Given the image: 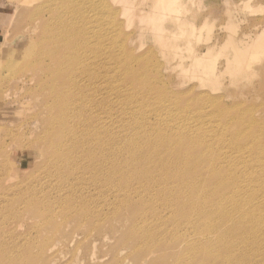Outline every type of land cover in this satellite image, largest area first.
Segmentation results:
<instances>
[{"label":"bare ground","instance_id":"bare-ground-1","mask_svg":"<svg viewBox=\"0 0 264 264\" xmlns=\"http://www.w3.org/2000/svg\"><path fill=\"white\" fill-rule=\"evenodd\" d=\"M134 1L137 0H54L49 10L42 8V12L47 11L45 18L40 16V9L37 12L47 42L39 53L43 57L36 56L20 66L10 56L8 68L19 74L16 81L21 82V87L16 86L10 95L18 96L22 86L28 84L27 103L43 111L40 130L44 133V150L56 156L50 158L54 168L50 174L54 179L53 196H43V205L37 203L13 215L0 213V264H47L42 255L54 251L55 237L67 224L86 225L91 221L98 228L99 223L112 221L108 214L116 216L120 210L130 214L124 220L131 229L127 245L139 252V263L264 264L261 132L238 119V137L216 136L217 132L227 131L232 121L222 117L228 109L217 108L215 98L203 94L195 106L165 105L167 96L158 86L157 60L149 69L147 63L137 64L139 56L122 58L118 53L123 47L121 39L99 41L98 32L109 37L114 28L110 24L104 25L106 29L98 26L99 9L103 7V17L109 18L113 13L110 2L126 5ZM141 1L147 8L133 7L131 11L140 23L163 21L165 17L174 21L175 6L181 4V0ZM122 12L127 10L123 8ZM156 35L161 41V33ZM134 36L124 45L132 44L133 38L138 43L144 41L143 31ZM224 46L229 47L223 52L227 62L240 58L245 61V54L257 48L255 37H227ZM22 57L18 60L22 61ZM106 58L109 60L103 61ZM141 59L146 62L148 58ZM202 61L203 56L193 58L191 68L196 73H202ZM135 67L140 70L133 71ZM227 70L234 79L243 76L231 65ZM203 73L207 76L200 86H213L215 90L218 71L207 69ZM85 93H91V99L86 100ZM151 101L158 103L150 107ZM17 183H4L1 203L10 207L17 202V194L11 193ZM131 202L138 205L131 208ZM8 216V220L4 218ZM43 222L53 230L45 237L53 244L37 245L35 248L42 249V253L34 254L29 244L40 238L36 227ZM122 250L119 249L121 255L125 253ZM126 260L120 257L118 264H132Z\"/></svg>","mask_w":264,"mask_h":264},{"label":"rangeland","instance_id":"rangeland-1","mask_svg":"<svg viewBox=\"0 0 264 264\" xmlns=\"http://www.w3.org/2000/svg\"><path fill=\"white\" fill-rule=\"evenodd\" d=\"M53 2L54 0H0V10L5 13L0 14V181L3 179V175L7 174L6 171L8 174L4 179L11 178L9 181L6 180L4 182L3 179L0 182V187H2L0 190L3 191V187H5L4 183L7 186L11 182L19 183L11 189V193L17 194V202L14 203L19 206L13 204L9 207V205L7 206V204L5 205L0 202V213H4L5 215H10V212L11 215L15 212L19 213L22 209L24 211V208L30 209L32 206L38 205L37 203L43 205L41 201L46 197L50 198L54 194L51 189L54 185V179L50 175L54 173V168L50 158L55 157L56 153L53 154L51 150L45 151L44 133L40 130V116H42L41 112L43 111L38 107H33L31 103H27L29 100L25 97H28V84L22 86L18 96L10 95L11 91L17 88L16 86L21 87V82L16 81V77L19 74L15 70L8 68L9 64L14 60L18 62L17 65L23 66L31 62L36 56L39 58L43 57L39 53L44 49L47 42L43 37L42 22H40L39 18H41L40 16H44V18L47 16V11L43 10L44 12H42V8L47 7L49 10L48 7H52L54 5ZM140 2L142 1L137 0L126 5L110 2L109 8L113 11L111 13L112 17L110 16L111 18L103 17V7L100 8L99 17H97L98 26L110 24L114 28L109 37H105V35L100 36V32H98L99 41L106 42L111 37V39L117 37L119 41L122 40L123 47H125L119 48L118 53L121 54L122 58L126 55L131 57L133 55L135 58L139 56L137 64L147 63L149 64V69L152 63L155 64L154 62L157 60L160 64L158 86L167 96L164 102L165 105L173 106L175 104L182 106L188 104L195 106L199 96L210 94L216 99L214 104L217 105V108L228 109L222 117L225 120L232 121L227 131L217 132L216 136L238 137L240 131H238V126L235 122L238 119H242L250 123V129L259 130V132L257 131L258 133L261 132L260 142L264 143V0H181V4L179 3L175 6V9L178 11L176 10V17H173L174 21L165 17L163 21L150 19L143 23L137 22L136 17H134L135 13H131L132 10L145 7ZM123 8L127 10V13L124 14L122 12ZM39 9L41 11L40 16L37 13ZM109 19L110 21L111 19L113 20V24L112 21L109 22ZM117 24L118 26H116ZM168 26L170 27L167 28ZM162 27H166L167 29L161 31ZM89 29H91V26L87 30ZM138 31H143L145 35L144 41L138 43L133 38L132 44L124 45ZM160 33L162 37L161 41H159V37L156 35ZM227 37L234 39L255 37L257 48H253L245 54L244 59H246V63L243 61V58L228 59L227 62V57L223 55V52L229 48L224 46ZM29 53H31V56L33 55L31 58L29 57ZM21 55L23 56L22 61L18 60ZM10 56H13L12 60ZM195 56H203L202 66L199 67L202 72L201 74L196 73L197 70L191 68V63ZM142 57L148 58L147 61L144 62L141 59ZM107 60L109 58L103 61ZM88 65H91V63L88 62ZM227 65H231L236 70L242 72L243 76L240 79L232 78L227 70ZM207 69L218 71L217 76L219 78L217 80L218 84L215 85V90H212L213 86L208 88L200 86L201 81L207 76L203 71ZM139 70V67L133 69V71ZM36 77L35 75L34 78ZM139 91L141 92L143 89ZM85 94L84 98L86 100L88 97L91 99V96H89L91 93ZM92 102L95 103L93 100ZM157 103L158 101H151L148 102V105L151 107L157 105ZM10 143L12 144L10 145ZM36 172L39 173H37V176ZM42 172H44V175ZM41 173L42 176L38 178ZM32 176L34 177L31 179ZM21 180L24 182L28 181L26 182L27 185L21 183ZM33 180L34 182H32ZM18 185L20 187L22 185L24 188L21 187V189ZM42 186L43 188H41ZM38 188H41V191ZM47 188L50 190L51 195ZM14 190L17 191L15 192ZM1 191L0 196L3 195ZM24 192L28 193L25 194ZM19 194L23 196L19 197ZM39 196L41 197L39 198ZM43 196L46 197L43 198ZM55 196L52 197L54 201ZM38 198L39 200H37ZM25 201H29L27 205L24 203ZM136 205L138 204L130 203L131 208ZM3 209H5V212H3ZM129 215L128 211L125 212L123 210H120V213L116 216L108 214L107 216L112 221L109 220L108 223L104 224L99 223L98 228L91 221H87L86 225L74 222L69 223L55 237L57 238L54 241L56 244L54 245L55 247L53 246L54 249L51 250H54V253L50 251V255L48 253L42 255L46 258L41 257L47 261V264H118L120 257L127 258L126 262L132 261V264H147L139 263V252L133 251L132 245H127L131 229L124 223L126 217ZM9 217L4 218L8 220ZM6 219L4 220L6 221ZM1 221L0 224L2 223ZM36 229H38L37 232L41 233L40 238L39 236L36 237L29 246L34 249V254L36 252L41 254L42 249L39 251L35 247L44 243L46 245L53 244L52 239L45 238L49 237L53 233V230L49 224H45L44 222L36 227ZM51 231L52 233H50ZM38 238L39 240H37ZM120 248H123L121 252H125L122 253L123 256L119 253ZM127 248H129L130 252H128ZM21 256L23 257L24 255L22 254ZM32 258L34 261L38 260L35 255Z\"/></svg>","mask_w":264,"mask_h":264},{"label":"crops","instance_id":"crops-1","mask_svg":"<svg viewBox=\"0 0 264 264\" xmlns=\"http://www.w3.org/2000/svg\"><path fill=\"white\" fill-rule=\"evenodd\" d=\"M0 7H1V4H0ZM0 14H5L3 11L0 10Z\"/></svg>","mask_w":264,"mask_h":264}]
</instances>
